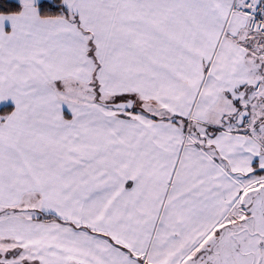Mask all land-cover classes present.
I'll list each match as a JSON object with an SVG mask.
<instances>
[{"label": "snow or ice", "instance_id": "snow-or-ice-1", "mask_svg": "<svg viewBox=\"0 0 264 264\" xmlns=\"http://www.w3.org/2000/svg\"><path fill=\"white\" fill-rule=\"evenodd\" d=\"M0 264H264V0H0Z\"/></svg>", "mask_w": 264, "mask_h": 264}]
</instances>
